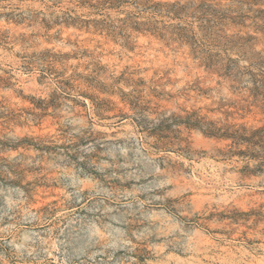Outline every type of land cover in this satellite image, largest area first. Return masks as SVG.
<instances>
[{"label": "rangeland", "instance_id": "obj_1", "mask_svg": "<svg viewBox=\"0 0 264 264\" xmlns=\"http://www.w3.org/2000/svg\"><path fill=\"white\" fill-rule=\"evenodd\" d=\"M77 3L0 0V264H264V174L197 126L264 108L188 45L55 24Z\"/></svg>", "mask_w": 264, "mask_h": 264}, {"label": "trees", "instance_id": "obj_2", "mask_svg": "<svg viewBox=\"0 0 264 264\" xmlns=\"http://www.w3.org/2000/svg\"><path fill=\"white\" fill-rule=\"evenodd\" d=\"M77 2L89 10L80 14L71 8L55 24L62 20L67 25H93L128 39L133 31L151 33L179 47L188 45L199 67L216 77L219 85L228 84L234 93L247 95L246 100L253 98L251 105L264 108V0H235L230 5L215 0ZM197 126L208 135L233 140L229 153L246 158L245 175L264 174V126L255 130L218 127L213 122Z\"/></svg>", "mask_w": 264, "mask_h": 264}]
</instances>
